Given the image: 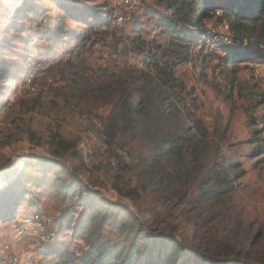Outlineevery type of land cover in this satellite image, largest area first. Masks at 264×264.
<instances>
[{
	"label": "rangeland",
	"instance_id": "1",
	"mask_svg": "<svg viewBox=\"0 0 264 264\" xmlns=\"http://www.w3.org/2000/svg\"><path fill=\"white\" fill-rule=\"evenodd\" d=\"M140 1L117 25L110 0H0V264H82L91 243L114 264H264V61L205 41L220 12L198 29Z\"/></svg>",
	"mask_w": 264,
	"mask_h": 264
},
{
	"label": "trees",
	"instance_id": "2",
	"mask_svg": "<svg viewBox=\"0 0 264 264\" xmlns=\"http://www.w3.org/2000/svg\"><path fill=\"white\" fill-rule=\"evenodd\" d=\"M176 7L178 24L187 27L201 29L205 21L211 19L212 15L220 12V22L228 27L227 33L231 36L232 45H220L219 49L226 55L227 64H235L238 61L261 63L264 61V0H179ZM188 9V12H185ZM211 35L204 34L205 41L212 40ZM174 64L156 66L158 76L165 77L166 82L172 81ZM162 73V74H161ZM128 98L121 99L118 107L112 113L113 125L116 129L114 136L118 132H125V123L132 122V113L136 110L125 112L123 108L127 105ZM122 102V103H121ZM120 104V105H119ZM135 100L129 107H133ZM117 106V105H116ZM52 147L58 153H68L72 145L53 134L50 139ZM134 194L128 192L129 195ZM88 249L78 256L82 264H114L113 260H108L101 247H96L93 243L89 244ZM75 255V254H74ZM118 261L119 258L114 259ZM199 260V258H197ZM130 255L123 264H131ZM60 264H69L62 262Z\"/></svg>",
	"mask_w": 264,
	"mask_h": 264
},
{
	"label": "built area",
	"instance_id": "3",
	"mask_svg": "<svg viewBox=\"0 0 264 264\" xmlns=\"http://www.w3.org/2000/svg\"><path fill=\"white\" fill-rule=\"evenodd\" d=\"M112 3V10H111V16L114 20V22L117 25H125L130 24L133 22L134 18L141 14L142 12V4L140 0H110ZM48 24L47 19H43L41 22L40 28L46 26ZM225 27L228 29V27L225 25ZM212 41L214 44H216L218 47L220 45H232V39L229 34L223 37H217L216 35H213ZM42 216L35 214L32 217V221L34 224H37L38 231L43 235L45 233L44 229V222L42 221ZM19 230H16L18 235H21L24 232V228H18ZM24 229V230H23ZM41 241H43V236L40 238ZM15 264L16 261L13 260Z\"/></svg>",
	"mask_w": 264,
	"mask_h": 264
},
{
	"label": "water",
	"instance_id": "4",
	"mask_svg": "<svg viewBox=\"0 0 264 264\" xmlns=\"http://www.w3.org/2000/svg\"><path fill=\"white\" fill-rule=\"evenodd\" d=\"M3 2H4V0H3ZM4 3H5V2H4ZM11 166H12V165H11ZM11 166H10V167H11ZM10 167H8V168H6V169H1V170H0V174H1L2 172L6 171L7 169H9Z\"/></svg>",
	"mask_w": 264,
	"mask_h": 264
}]
</instances>
